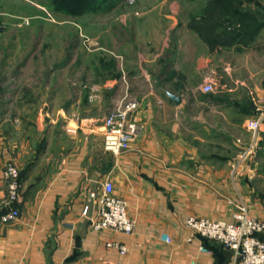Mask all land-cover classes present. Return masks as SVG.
<instances>
[{
    "label": "crops",
    "instance_id": "0c3cea01",
    "mask_svg": "<svg viewBox=\"0 0 264 264\" xmlns=\"http://www.w3.org/2000/svg\"><path fill=\"white\" fill-rule=\"evenodd\" d=\"M110 10L103 15L98 76L85 79L89 70L72 81L55 75L24 83L11 97V131L0 128V214L9 208L1 169L11 159L23 174L16 203L21 217L0 228V264H238L221 243L190 240L184 221L233 222L239 202L264 221V176L254 175L256 156L240 158L254 141L246 124L264 109L250 94H235L246 83L232 76L218 93L203 92L207 71L217 73L221 59L191 48L174 17ZM126 95L139 103L133 118L140 131L128 151L114 154L105 147L104 118ZM22 120L33 121L32 132ZM45 133L52 145L31 144L30 134L44 140ZM260 140L264 148V123ZM108 178L128 203L133 234L96 231L83 214L87 204L95 212L92 195ZM111 241L126 246L127 254L108 246Z\"/></svg>",
    "mask_w": 264,
    "mask_h": 264
},
{
    "label": "rangeland",
    "instance_id": "374dc122",
    "mask_svg": "<svg viewBox=\"0 0 264 264\" xmlns=\"http://www.w3.org/2000/svg\"><path fill=\"white\" fill-rule=\"evenodd\" d=\"M232 1L236 3L238 0ZM241 1L243 12L259 13L256 14L257 18L260 21L264 20V0ZM88 2L90 4L91 1ZM92 2L91 7L79 12L72 9L73 6L77 7L75 5L77 0H0L1 130L6 133L11 131V127L6 126L11 123L8 119L12 117L8 114L12 111L11 97L15 91L23 87L24 83L41 84L54 80L57 75L61 79L72 81L87 70L89 73L85 72L87 74L85 79L100 74L97 71L101 69L105 43L103 15H107L108 8L115 16L124 15L126 12H137L146 18L174 17L178 21V26L184 29V33L188 32L187 38L191 48L208 49L212 57L221 59L216 64L217 77L213 71H207L204 78L205 83L213 82L214 91L203 92L218 93L221 90V83L229 86L232 76L234 80L239 79L246 83L244 86L240 85L235 94L239 98L250 94L259 107L264 109V102L261 101L264 97V29L261 37L252 47H249L252 39H241L229 46L220 45L218 39L227 37L223 32L228 31V27H232V31L237 33L243 27H240L239 21H235L234 16L222 17L214 12L218 11L219 2L222 0H94ZM209 10L213 14L205 19L203 15ZM211 24L216 26L210 31L208 27ZM219 47L221 50L218 49ZM36 96L33 94L30 97L33 102L37 100ZM18 107L22 111L25 110L24 105L23 108L22 105ZM31 107L35 109L38 105L35 102ZM31 107L27 105L30 113L33 111ZM262 116L260 113L258 118L264 123ZM20 122L27 130L31 127L30 132L33 131V121ZM46 122L48 125V121H45V124ZM29 139L33 145L37 142L42 146L48 140L52 145V139L51 137L48 139L47 134L44 140L33 134H30ZM258 140L259 135L254 142V151L242 160H250L256 156L253 161L256 166L254 175L261 177L264 176V150L261 151L264 148L261 147V140ZM10 162L16 163L11 159L6 161L1 174ZM19 168L21 171L20 166ZM259 188H264V181L260 183Z\"/></svg>",
    "mask_w": 264,
    "mask_h": 264
},
{
    "label": "built area",
    "instance_id": "2783aa9c",
    "mask_svg": "<svg viewBox=\"0 0 264 264\" xmlns=\"http://www.w3.org/2000/svg\"><path fill=\"white\" fill-rule=\"evenodd\" d=\"M205 93L214 91L212 81H207L202 89ZM139 103L136 99L126 95L115 104L104 118L105 147L114 154L128 151L131 143L140 131V125L133 116L137 111ZM252 132L254 141L246 147L241 159L249 156L254 151V142L262 129L261 119L249 120L246 124ZM20 168L17 163L10 162L2 170V175L7 183L6 206L9 207L0 214V228L3 225L13 223L21 217L16 203L21 192ZM96 210L91 214L92 207L86 205L83 211L89 219L90 227L96 231L112 230L126 235L133 234L135 220L128 214V203L125 199L116 195L115 185L112 179H106L98 193L93 195ZM233 222L217 220L206 217L192 216L184 221V225L192 234L189 238L217 241L232 249L238 259V264H264V221L254 218L249 213V207L245 202L235 205ZM163 240L171 242V238L163 235ZM108 246L116 247L121 254H127L126 246L111 241ZM201 250L208 252L204 245ZM124 264V263H119Z\"/></svg>",
    "mask_w": 264,
    "mask_h": 264
},
{
    "label": "trees",
    "instance_id": "16d2710c",
    "mask_svg": "<svg viewBox=\"0 0 264 264\" xmlns=\"http://www.w3.org/2000/svg\"><path fill=\"white\" fill-rule=\"evenodd\" d=\"M91 2L94 0H90ZM89 4L88 0H77V3L75 4L77 7L74 8L73 6L72 9L73 10H78L79 12H84L87 8L91 7L92 4ZM92 2V3H93ZM220 3V7L218 9V11H214L216 14H218L219 16L222 17H226V16H234L235 17V21H239L238 24L243 27H241V31L240 32H235L232 31V27H228V31H224L223 33L226 34V38L225 39H218V42L220 45H224V46H229V45H233L234 43H237L239 40L241 39H253L256 35L260 34L263 29H264V20L260 21L257 18L256 14L259 13H246L243 12V10L241 9V5H242V1L238 0L236 3L235 1L233 2L232 0H222V2ZM218 4V3H217ZM215 4V5H217ZM212 11H207L206 13H204L203 17L206 19L207 17L212 16ZM209 19H207L206 22H208ZM237 23V22H236ZM216 24H211L208 27V30H214L215 29ZM214 32V31H213ZM212 33V32H211ZM216 44V41L214 42ZM22 171L20 173V182L22 183ZM264 237V236H263ZM204 241H213V240H209L207 238H204ZM213 242H217V241H213ZM222 244V243H221ZM224 245V244H222ZM225 246V245H224Z\"/></svg>",
    "mask_w": 264,
    "mask_h": 264
},
{
    "label": "water",
    "instance_id": "95a60500",
    "mask_svg": "<svg viewBox=\"0 0 264 264\" xmlns=\"http://www.w3.org/2000/svg\"><path fill=\"white\" fill-rule=\"evenodd\" d=\"M170 97L177 103L181 102V97L170 94Z\"/></svg>",
    "mask_w": 264,
    "mask_h": 264
}]
</instances>
